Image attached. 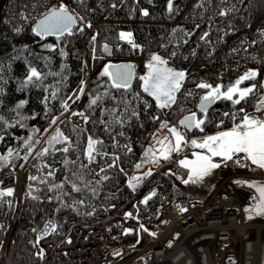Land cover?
<instances>
[{
    "label": "trees",
    "instance_id": "obj_1",
    "mask_svg": "<svg viewBox=\"0 0 264 264\" xmlns=\"http://www.w3.org/2000/svg\"><path fill=\"white\" fill-rule=\"evenodd\" d=\"M172 3L169 12L168 0L5 1L0 17V158L9 154L10 160L0 161V176L22 168L28 173L17 193L0 197V264H95L116 245H142L165 203L194 196L182 184L187 169L172 161V171L156 170L130 199L127 176L155 129L179 128V119L195 112L205 120L203 130H184L185 135L204 137L230 129L245 113L257 114L264 95V0ZM61 4L77 16L71 34H34L36 21ZM121 33H131V42L121 39ZM133 45L143 61L157 55L167 67L185 73L170 107H158L143 93L136 71L126 92L111 88L109 77L102 75L109 63L129 61ZM252 72L255 76L236 84ZM201 83L220 86L222 92L231 86L253 90L239 104L221 97L201 113L197 103L210 91L199 88ZM124 98L130 101L127 110ZM113 109L120 114L116 119L107 115ZM72 110L83 113L82 128L63 117ZM90 137L100 142L91 163L85 154ZM65 147L69 151H60ZM230 174L264 171L234 155L219 160L218 179ZM73 183L79 192L72 191ZM50 223L56 229L45 234Z\"/></svg>",
    "mask_w": 264,
    "mask_h": 264
},
{
    "label": "snow or ice",
    "instance_id": "obj_2",
    "mask_svg": "<svg viewBox=\"0 0 264 264\" xmlns=\"http://www.w3.org/2000/svg\"><path fill=\"white\" fill-rule=\"evenodd\" d=\"M113 7H115V5H113ZM168 10L169 12L173 10L172 0H168ZM220 14L226 15L227 13L222 11ZM143 15L147 16L148 12L144 11ZM75 24L76 19L74 16L67 11L63 4H61L58 9L50 11L48 15H46L44 19L39 22L34 31L42 37L50 34L62 35L65 32L71 34V30ZM120 38H127L131 41V33H121ZM93 39H95V37H93ZM133 47H135V45H133ZM110 67L111 66H107L102 75L109 77L111 81V88L117 90L122 89L126 92L130 87L133 75L131 66H117L114 71H110ZM147 67L149 69L147 75L140 77L143 81V93L152 97L156 101L158 107H170L175 102V93L179 91L180 82L183 80L185 73L182 71H175L167 67V61L157 55H153L151 57V61ZM32 75L37 76L35 70L32 71ZM253 76H255L254 72L248 73L246 76L241 77L236 84L239 85L242 80ZM198 87L201 89H210V91L201 97L199 106V111L201 113H206L208 107L221 97L231 100L233 104H239L241 100L245 99L248 93L253 90L252 88L241 90L236 86H231L227 88L226 91L222 92L220 86L213 88L211 85L203 83L199 84ZM136 96L138 97L139 93H137ZM234 96H238V98L233 99ZM102 99V96L97 97L93 99L91 103L92 105H96L98 100ZM121 103L124 105L125 110H127L130 101H127V99L124 98ZM261 103L264 104V101H261ZM117 107H119V105H117ZM257 111H260V107H257ZM78 114L83 116V113H73V115ZM107 115L113 116V118L116 119L120 114L116 111V109H113L111 111H107ZM85 122H87V117H85ZM53 123H55V121H53ZM179 123L186 130L190 131L193 128H198L202 131L203 129L201 126L205 123V120L198 117L197 114L193 112L190 115L185 116ZM169 131L175 137V148L178 151L183 141V136L175 127L170 128ZM53 140H56V137H53ZM65 142L67 141L65 140ZM98 143L100 142L93 140L91 137L88 139L85 154L89 163L94 161V153H98L96 147ZM191 144L195 148L204 150L208 153V155L193 153L195 156L194 161H180V164L183 167L189 169V180H192L193 176L197 179H201L204 175H207L211 169L219 167V164L212 162L211 158L215 156H219L223 160L227 161L232 159L234 155L243 153L244 157L250 160L252 164L264 168V119H257L245 113L240 123L234 124L229 131H223L217 135L208 136L199 143L196 140H192ZM60 151L67 152L69 151V148L65 147L60 149ZM44 152H47V149H45ZM42 154L43 153H41V155ZM25 159H27V157H25ZM109 167H112V165H109ZM100 171H104V169H100ZM49 175H52V173L49 172ZM102 179H106V177H103ZM189 180H185L183 182L188 183ZM41 182L43 183L44 181ZM72 191H80L75 183L72 185ZM12 194V189L0 191V197H8ZM260 197L261 199H264V189L260 190ZM35 198L36 197H33V199ZM181 210L183 211L184 209ZM55 229L56 225L50 223L45 225L44 232L47 234L49 231H55Z\"/></svg>",
    "mask_w": 264,
    "mask_h": 264
},
{
    "label": "built area",
    "instance_id": "obj_3",
    "mask_svg": "<svg viewBox=\"0 0 264 264\" xmlns=\"http://www.w3.org/2000/svg\"><path fill=\"white\" fill-rule=\"evenodd\" d=\"M73 113L78 112L72 110L63 117L69 119L76 127L82 128L84 124L82 115ZM251 176L254 175L234 174L223 179L217 186L215 179L211 192L205 196L180 197L166 203L161 208L153 227L147 230V239L142 245H116L95 264H177L178 258L175 257L177 245L190 228L212 224L221 226L228 221L230 226H223V230L205 237L211 243L207 257L203 251L200 252L201 259H204L203 264H250L251 256L254 257V264L258 256L256 264H260V241L257 249L251 245L260 233H257L256 223L253 222L250 213L248 198L250 195L241 185L228 183L232 179ZM131 191L132 197L135 198L137 190ZM71 230L78 236L77 226L71 227ZM252 230L254 236H251ZM187 263L189 264V261L185 264Z\"/></svg>",
    "mask_w": 264,
    "mask_h": 264
},
{
    "label": "rangeland",
    "instance_id": "obj_4",
    "mask_svg": "<svg viewBox=\"0 0 264 264\" xmlns=\"http://www.w3.org/2000/svg\"><path fill=\"white\" fill-rule=\"evenodd\" d=\"M81 40H83V39H81ZM124 40L131 42L127 38H125ZM79 44L82 45V43H79ZM135 51H137V53H138L137 47H134L133 56L129 59L128 62H131V63L135 64L136 67L141 68L140 77L145 76V75H147V73L149 71L147 65L149 64V62L151 60L143 61L139 57V53H138V57L144 65V67H141L139 62H137L135 60ZM181 82H180V84H181ZM262 83L264 86V76L262 78ZM142 85H143V81H142ZM261 101H264V95L260 98V100H258V103H257V107H260V111H257V108H256L255 113H257V114L255 116L250 115L251 117H254L257 119H264V104H262ZM235 124H237V123H235ZM171 127L172 126H170V125H167L166 127L164 125H161V126L157 127L155 129V131L153 132L151 138L149 139V141L146 144L144 151L142 152V154L138 158V161L136 163L135 168L127 176V183L131 189L135 190L141 181L142 182L145 181L151 173L155 172L158 169H162L164 171L166 170L167 172L172 171V167L169 165V163H171L172 161H174L179 167H183L180 164V161H182V160H187L189 162L194 161L195 156L193 155V153H197V154H201V155H208V153H206L204 150L199 149V148H195L191 144L192 140H196L198 143L202 142L205 138L208 137V135H206L207 137L204 136V137L187 138L183 128H179L180 130L178 128H176L177 131H179L182 134L183 139L187 142L188 145L187 144L185 145L181 155L176 156V157L173 156V141H172L170 131H169V129ZM238 155H241V157L246 159V161L248 162L249 165H254L247 158L244 157L243 153L238 154ZM211 159H212L213 163L219 164V160L222 158L219 156H215V157H212ZM9 160H10L9 154L6 156L3 155L0 158V161L2 163H5V164ZM168 165H169V167H168ZM137 166H139V167H137ZM254 166H256V165H254ZM257 167H259V166H257ZM183 168H185V167H183ZM185 169H187V175L183 181L189 179L188 178L189 177V169L188 168H185ZM27 173H28L27 170L22 168L17 172H12V173L6 174L4 176H0V189L1 190L2 189H12V192L17 193L20 190V187L22 186V184H24L26 182ZM216 175L219 176V167L212 169L210 173H208L207 175H204L203 178L199 179V183L197 185L194 184L191 187V184L184 183L183 181H182V184H183L184 188L189 191V193L194 195L193 197L205 196V195H207V193L211 192L212 187H213V181L215 179H217L215 182L216 186H217L223 179H226L227 177H230L234 174H230L227 177H224L223 179L216 178ZM7 178H9V181L5 182V179H7ZM228 183H230L232 185H241L244 189L247 190L246 193H249V195H250V197H248L250 200L249 208H250V213L252 215L253 222L256 224H261V225L263 224L264 225V199H261V197H260V190L264 189V175H254L251 177H242L238 180L232 179V180L228 181ZM181 197H188V196H181ZM132 198L133 197L131 194L130 199H132ZM259 235H260L259 241H260V247H261V259L259 260V262H260V264H264V227L261 229ZM251 236H254V230H252ZM121 245H123V244H121ZM232 252H233V249H231V253Z\"/></svg>",
    "mask_w": 264,
    "mask_h": 264
},
{
    "label": "bare ground",
    "instance_id": "obj_5",
    "mask_svg": "<svg viewBox=\"0 0 264 264\" xmlns=\"http://www.w3.org/2000/svg\"><path fill=\"white\" fill-rule=\"evenodd\" d=\"M135 60L137 62H139L141 67H144L142 61L138 57L137 51H135ZM230 129H226L223 131H229ZM223 131H219V132L211 134L209 136L217 135L218 133L223 132ZM170 135H171V138L173 141V156H175V157L179 156V155H181V153H182L185 145L187 144V142L183 139L181 146H180L179 150L177 151L175 148V145H176L175 137L173 136V134L171 132H170ZM211 170H210V172H211ZM6 181H9V178L5 179V182ZM193 181H195V182H193ZM188 183L191 185H194V184L197 185L199 183V179H197L195 176H193L192 180H189ZM230 225L231 224L228 221L225 224H221V226L217 225V224H212V225H207L204 227L190 228L186 232V235L182 239V241L177 245V248H176L177 250L175 252V257L178 258L177 264H185L187 261H189V264H201V263L203 264L204 259H201L202 257H200V255H201L200 252L203 251L207 257V252H209L208 249H209V246L211 243V241L205 237L209 236L210 234H215L216 231L223 230L224 229V228H222L223 226H230ZM263 227H264L263 224L262 225L261 224L255 225V228L257 229L258 234L260 233V231ZM203 238H204V240H203ZM251 245L257 249V245H259V236H257L255 241ZM251 258H252V261H251ZM257 258H258V256L256 257V262H257ZM253 260H254V257L251 256L250 257V264H254ZM256 262H255V264H256Z\"/></svg>",
    "mask_w": 264,
    "mask_h": 264
},
{
    "label": "water",
    "instance_id": "obj_6",
    "mask_svg": "<svg viewBox=\"0 0 264 264\" xmlns=\"http://www.w3.org/2000/svg\"><path fill=\"white\" fill-rule=\"evenodd\" d=\"M5 1L6 0H0V17H1V12H2V8H3V6H4V3H5ZM55 9H58V8H55ZM52 10H54V9H51L50 11H52ZM50 11H48L46 14H44L43 16H41L37 21H36V23L34 24V26H33V32H34V34H36L37 36H40V35H38L37 33H36V31H34V29H36V27H37V25L39 24V22L42 20V19H44V17L46 16V15H48V13L50 12ZM67 11L71 14V15H73L74 16V18L76 19V24H77V16L75 15V13L72 11V10H69V9H67ZM76 24L73 26V28L76 26ZM72 28V29H73ZM44 36H59V35H56V34H50V35H44ZM43 36V37H44ZM40 37H42V36H40ZM84 42V39L83 40H81L79 43H83ZM107 66H111L110 67V71H114L115 70V68L117 67V66H131V68H132V72H133V74H134V71H136V73L138 74V77L140 78V73H141V68L140 67H137L136 68V70H135V64H133V63H131V62H128V61H121V62H117V63H109ZM106 66V67H107ZM132 79H133V75H132ZM132 79H131V82H132ZM110 80V79H109ZM111 82V81H110ZM131 84V83H130ZM201 100V99H200ZM200 100L198 101V103H197V109L199 110V106H200ZM213 104L214 103H212L209 107H208V109L210 108V107H212L213 106ZM188 115H190V114H187V115H184V116H182L180 119H179V121H178V126H179V128H183L181 125H180V120H182L185 116H188ZM178 128V129H179ZM184 129V128H183ZM184 130H186V129H184ZM187 131H189V130H187ZM191 131V130H190ZM223 131V130H222ZM219 132V131H218ZM215 133H217V132H215ZM214 134V133H213ZM211 135V134H210ZM209 136V135H208ZM205 137H207V136H205ZM257 166V165H256ZM261 168V167H260ZM262 170H264V168H261ZM152 174V173H151ZM150 174V175H151ZM149 175V176H150Z\"/></svg>",
    "mask_w": 264,
    "mask_h": 264
}]
</instances>
